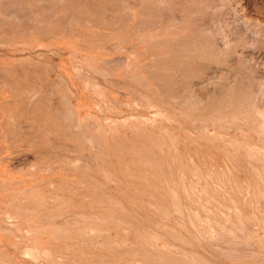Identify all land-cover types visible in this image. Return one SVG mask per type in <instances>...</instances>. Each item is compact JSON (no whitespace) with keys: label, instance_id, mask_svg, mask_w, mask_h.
Segmentation results:
<instances>
[{"label":"rangeland","instance_id":"374dc122","mask_svg":"<svg viewBox=\"0 0 264 264\" xmlns=\"http://www.w3.org/2000/svg\"><path fill=\"white\" fill-rule=\"evenodd\" d=\"M1 8L0 264H264V0Z\"/></svg>","mask_w":264,"mask_h":264},{"label":"bare ground","instance_id":"6f19581e","mask_svg":"<svg viewBox=\"0 0 264 264\" xmlns=\"http://www.w3.org/2000/svg\"><path fill=\"white\" fill-rule=\"evenodd\" d=\"M64 0H0V4L2 5L1 12L6 14V15H15L16 18L19 20L20 23L27 17L29 24L36 25L38 23L43 22L44 20L50 19L52 17H56V12L57 10L55 9V5H60L63 4ZM62 7V6H61ZM64 10H67V6H63ZM98 11H102V9L96 8ZM59 10V9H58ZM55 15V16H54ZM7 28L5 23L0 22V34L4 35V33H7ZM6 38V37H5ZM7 39H3V42L5 43ZM183 44L187 43H195L196 40L194 39H188L186 41H182ZM169 51L170 49H166ZM188 50V49H187ZM186 48H181L178 50L177 53L174 55L170 56L168 55L167 57L163 58H158L156 59V62H152L150 64H147L150 69L153 68H158L159 64L164 61H170V60H180L181 58H185L186 56L183 55L184 52L187 54L188 58H204L207 57L205 56V52L202 53L201 50L198 51V49L195 48H190L191 52H187ZM200 53V54H199ZM203 56V57H201ZM179 68V67H178ZM179 74L184 75V76H197L199 75V70L193 69L192 68H184L180 67L179 68ZM158 73L156 75H152L153 77L157 78ZM241 87L236 86L235 88V94L230 95L229 99L237 98V94L241 91ZM232 92V91H231ZM185 107V106H184ZM82 122V121H81ZM79 125H81L79 121ZM85 136V135H84ZM90 227L93 228L91 233H101L98 229L102 230L105 229V226L107 223L105 221L92 218V220H88ZM79 231V229H78ZM30 232V231H28ZM90 241V240H88ZM91 242V241H90ZM87 244H89L87 242ZM88 250H91V246L85 245ZM132 253L135 255L134 258L140 259L141 264H182L179 263L178 261H174L168 257H164L160 255L158 252H156V249L152 246H148L146 242H139L138 244L134 245L131 247ZM130 250V251H131ZM27 253V252H26ZM30 252H28L29 254Z\"/></svg>","mask_w":264,"mask_h":264}]
</instances>
